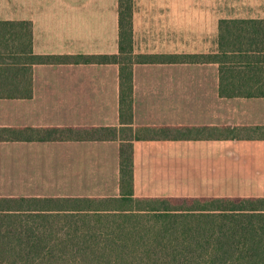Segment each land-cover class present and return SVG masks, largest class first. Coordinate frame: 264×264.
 I'll return each mask as SVG.
<instances>
[{
	"label": "crops",
	"instance_id": "crops-1",
	"mask_svg": "<svg viewBox=\"0 0 264 264\" xmlns=\"http://www.w3.org/2000/svg\"><path fill=\"white\" fill-rule=\"evenodd\" d=\"M223 21L264 22V0H133L134 54L160 58L133 66L134 127L173 130L133 142L134 198H264V133L214 135V129H264V97L220 94L221 66L241 69L240 57H264V50L231 49L238 31L221 41ZM119 54V0H0V90L21 89L32 77L31 97H0V129L122 127L119 64L31 59ZM191 56L229 62L183 61ZM185 128L203 133L183 138L178 131ZM71 181L111 184L72 192ZM120 181L119 141L0 142V199H120ZM188 181L262 186L248 194H180Z\"/></svg>",
	"mask_w": 264,
	"mask_h": 264
},
{
	"label": "trees",
	"instance_id": "trees-1",
	"mask_svg": "<svg viewBox=\"0 0 264 264\" xmlns=\"http://www.w3.org/2000/svg\"><path fill=\"white\" fill-rule=\"evenodd\" d=\"M263 25L262 21H223L221 41L228 33L238 31L240 34L235 33L231 49L263 51ZM29 41L32 43V33ZM119 50L120 54L114 56H82L72 60L32 56L31 59L39 64H119L122 127L4 128L0 129V142L119 141L122 197L104 201L0 199V264H264V198L133 197V142L173 133L165 128L149 132L134 127L133 66L160 58L134 54L133 0H119ZM212 59L222 65L229 62L221 56H191L183 61ZM238 62L242 63L241 69L234 65L221 66V96L263 98L264 66L257 64H264V57L246 55ZM31 96L32 77L21 89L0 90L2 98ZM257 131L264 133L261 127L224 128L214 129V135L240 139L253 137ZM178 133L191 138L203 132L185 128ZM19 202L31 203L33 209L12 205ZM86 204L96 206L86 207ZM27 212H38L45 221L43 227L23 222L20 214ZM145 214H153V219L141 222Z\"/></svg>",
	"mask_w": 264,
	"mask_h": 264
},
{
	"label": "rangeland",
	"instance_id": "rangeland-1",
	"mask_svg": "<svg viewBox=\"0 0 264 264\" xmlns=\"http://www.w3.org/2000/svg\"><path fill=\"white\" fill-rule=\"evenodd\" d=\"M111 182L110 181H71V183L67 186V189L71 190H86V192H95L97 189H103V188H110ZM184 187L182 191H180V194H189V195H207V194H248L252 192L256 187L262 186V181H216L214 182H208L201 184V181H188V183L184 182ZM44 190L50 191L51 185L50 183L44 184ZM63 190L62 188L57 189V191ZM55 191V192H57ZM66 191V190H65ZM70 192V191H67ZM14 207H22V208H28L33 209V204L31 203H14L12 204ZM93 205V204H88ZM86 204V207L88 206ZM132 205V204H130ZM96 205H93L95 208ZM123 206V205H122ZM62 207H64L62 205ZM36 207H34L35 209ZM119 210V209H117ZM57 214L58 212H54ZM58 214L63 215V212H60ZM113 214V213H112ZM21 216H23V222H26L30 225H34L36 227H43V223L45 221H42V219L39 218V214L37 213H21ZM92 215V214H91ZM33 216V217H31ZM153 214L143 215V218L140 220L143 223L150 222V220L153 219Z\"/></svg>",
	"mask_w": 264,
	"mask_h": 264
}]
</instances>
